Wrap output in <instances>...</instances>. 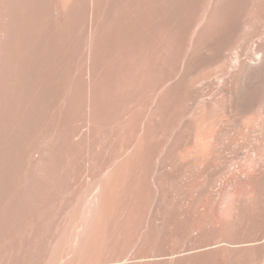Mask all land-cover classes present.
<instances>
[{"label": "bare ground", "instance_id": "1", "mask_svg": "<svg viewBox=\"0 0 264 264\" xmlns=\"http://www.w3.org/2000/svg\"><path fill=\"white\" fill-rule=\"evenodd\" d=\"M0 264H264V0H0Z\"/></svg>", "mask_w": 264, "mask_h": 264}]
</instances>
